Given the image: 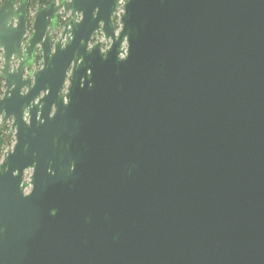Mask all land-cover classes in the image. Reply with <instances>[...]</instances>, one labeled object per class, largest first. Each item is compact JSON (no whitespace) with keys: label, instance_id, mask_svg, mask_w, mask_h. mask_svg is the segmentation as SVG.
I'll return each instance as SVG.
<instances>
[{"label":"water","instance_id":"obj_1","mask_svg":"<svg viewBox=\"0 0 264 264\" xmlns=\"http://www.w3.org/2000/svg\"><path fill=\"white\" fill-rule=\"evenodd\" d=\"M30 1L0 4V264H264V0Z\"/></svg>","mask_w":264,"mask_h":264},{"label":"trees","instance_id":"obj_2","mask_svg":"<svg viewBox=\"0 0 264 264\" xmlns=\"http://www.w3.org/2000/svg\"><path fill=\"white\" fill-rule=\"evenodd\" d=\"M4 0H0V4ZM52 0H31L28 6V14L35 12L36 9L40 6H47L51 3ZM0 64H1V58H0ZM4 90L3 81L0 79V97L2 96ZM12 137H9L8 134H6V129L0 128V161L2 160L3 153L6 151L10 145H12Z\"/></svg>","mask_w":264,"mask_h":264},{"label":"flooded vegetation","instance_id":"obj_3","mask_svg":"<svg viewBox=\"0 0 264 264\" xmlns=\"http://www.w3.org/2000/svg\"><path fill=\"white\" fill-rule=\"evenodd\" d=\"M30 16V15H29ZM67 19H68V15H65V14H61L60 15V21H61V23H64L65 21H67ZM117 23V19L115 18V24ZM98 40H100V41H102V36H101V34H94L93 35V43H95L96 41H98ZM40 65H41V60H40V58L38 57H36L35 58V66H34V68H39L40 67ZM11 66L12 67H14V66H16V63H12L11 64ZM0 128L1 129H3V128H5L6 129V126L4 125V126H0ZM13 144V143H12Z\"/></svg>","mask_w":264,"mask_h":264},{"label":"rangeland","instance_id":"obj_4","mask_svg":"<svg viewBox=\"0 0 264 264\" xmlns=\"http://www.w3.org/2000/svg\"><path fill=\"white\" fill-rule=\"evenodd\" d=\"M34 13H35V12H33V13L30 14V18L33 17ZM1 64H2V63H1ZM1 64H0V67H1ZM5 126H6V134H8V133H9V130H10V121L7 122V123L5 124ZM11 140H12L11 142L13 143V138H11ZM10 146H11V145H10Z\"/></svg>","mask_w":264,"mask_h":264}]
</instances>
